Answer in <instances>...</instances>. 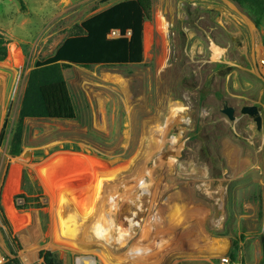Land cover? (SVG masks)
<instances>
[{
  "label": "rangeland",
  "instance_id": "obj_1",
  "mask_svg": "<svg viewBox=\"0 0 264 264\" xmlns=\"http://www.w3.org/2000/svg\"><path fill=\"white\" fill-rule=\"evenodd\" d=\"M22 1L0 0V31L11 41L0 61L2 264H43L47 252L63 264H264V174L230 167L224 154L231 141L261 158V130L200 101L193 71L156 67L151 41L142 64L67 69L77 118L26 119L22 154L11 156L36 62L124 0ZM167 1L152 0L153 18ZM172 102L190 106L187 116L173 121ZM166 126L165 146L152 149L148 131Z\"/></svg>",
  "mask_w": 264,
  "mask_h": 264
},
{
  "label": "crops",
  "instance_id": "obj_2",
  "mask_svg": "<svg viewBox=\"0 0 264 264\" xmlns=\"http://www.w3.org/2000/svg\"><path fill=\"white\" fill-rule=\"evenodd\" d=\"M176 2L168 0L161 17L145 22L143 62L147 59L145 53L151 41L152 61L156 67L164 72L173 69L184 73L186 70L193 71L199 76L196 90L200 101L221 104V112L225 106L233 107L234 123L249 120L247 123L252 128V117L241 111L246 106H256L262 117L261 143L256 154H261V158L245 156L242 144L231 141L225 142L224 154L230 167L241 165L244 169L252 165L264 174V74L259 64L264 54V24L257 26L231 0ZM185 3L190 9L188 12L182 8ZM202 10L211 12L208 14ZM72 68L77 73L76 68L82 67L74 65ZM64 74L67 80V74ZM179 105L182 109L178 108ZM186 107L190 108L183 103L172 102L169 106V114L175 118L172 120L177 121L181 113L187 116ZM237 110L239 114L236 116ZM171 130L168 126L160 129L152 127L148 131L147 145L154 149L155 141L164 140ZM258 179L264 194V177ZM262 229L264 239V226Z\"/></svg>",
  "mask_w": 264,
  "mask_h": 264
},
{
  "label": "trees",
  "instance_id": "obj_3",
  "mask_svg": "<svg viewBox=\"0 0 264 264\" xmlns=\"http://www.w3.org/2000/svg\"><path fill=\"white\" fill-rule=\"evenodd\" d=\"M108 1L111 0L104 2ZM231 1L257 26L264 24V0ZM152 8V0H124L82 22L77 28L79 33L69 36L54 56L36 62L28 76L12 139L10 154L13 158L22 154L26 119L72 121L77 118V109L64 74L67 69L74 65L91 69L99 65L122 67L143 62L144 24L153 20ZM114 30L120 31L119 38L109 37ZM10 44L11 41L0 31V61L8 57ZM6 127L7 123L4 124L0 144ZM67 159L62 158L59 163L64 164ZM69 170L65 168V176H68ZM25 200L28 202V199ZM231 260L235 262V259ZM5 264L16 263L9 261ZM43 264L63 263L57 254L47 252Z\"/></svg>",
  "mask_w": 264,
  "mask_h": 264
},
{
  "label": "water",
  "instance_id": "obj_4",
  "mask_svg": "<svg viewBox=\"0 0 264 264\" xmlns=\"http://www.w3.org/2000/svg\"><path fill=\"white\" fill-rule=\"evenodd\" d=\"M222 112L228 117L229 120L234 121L236 119L235 109L233 107L225 106ZM241 113L253 118L257 130L260 131L262 129V117L260 115L259 109L256 106H246L242 109Z\"/></svg>",
  "mask_w": 264,
  "mask_h": 264
},
{
  "label": "built area",
  "instance_id": "obj_5",
  "mask_svg": "<svg viewBox=\"0 0 264 264\" xmlns=\"http://www.w3.org/2000/svg\"><path fill=\"white\" fill-rule=\"evenodd\" d=\"M120 36H121V34H120V31L119 30H114L109 35V37H111V38H119ZM259 64H260V67H261V69L263 71V74H264V54L260 58ZM165 139L164 140L161 139L162 141H160L161 142V144H160L161 148H163L165 146V144H166ZM0 264H2V257H1V255H0ZM220 264H237V263L231 261L229 258H223L221 260V263Z\"/></svg>",
  "mask_w": 264,
  "mask_h": 264
},
{
  "label": "bare ground",
  "instance_id": "obj_6",
  "mask_svg": "<svg viewBox=\"0 0 264 264\" xmlns=\"http://www.w3.org/2000/svg\"><path fill=\"white\" fill-rule=\"evenodd\" d=\"M79 262L80 264H94L93 260L86 259V258L80 259Z\"/></svg>",
  "mask_w": 264,
  "mask_h": 264
}]
</instances>
